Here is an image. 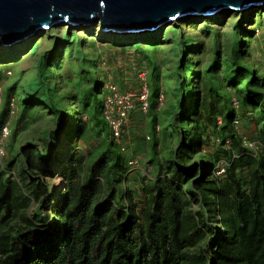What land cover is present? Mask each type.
Masks as SVG:
<instances>
[{
    "label": "trees",
    "instance_id": "16d2710c",
    "mask_svg": "<svg viewBox=\"0 0 264 264\" xmlns=\"http://www.w3.org/2000/svg\"><path fill=\"white\" fill-rule=\"evenodd\" d=\"M263 11L257 13L260 27H264ZM238 26L222 62L223 82L214 72L222 60L217 44L204 71L188 77L189 70L179 68L171 104L175 110L167 121L156 118L169 94L148 82L150 109L144 116H150L151 139L146 141L145 135L144 141L157 150L161 132L177 138L153 179L137 171L135 189L121 187L122 178L129 179L132 170L109 139L102 116L106 81L91 78L78 97L62 82V73H55L58 50L46 52L38 66L39 85L22 87L17 97L3 103L0 115L3 107L9 111L11 100L17 106L13 116L18 113L19 119L29 110L37 114L41 109L61 137L76 147L59 159L62 185L57 192L46 182L53 175L56 157L45 156L35 145L21 147L29 171L41 173L23 190L18 180L7 175L14 172L16 155L9 148L16 132L9 120L0 119V128L7 123L11 128L5 168H0V264H264V77L245 59L249 31L240 36ZM95 44L90 42L87 48ZM136 80L135 88H129V80L116 82L124 91H135ZM160 93L164 102L157 108ZM249 121L257 128L251 139L238 131ZM49 134L55 138L53 132ZM102 134L106 143L95 153L78 147L79 141ZM211 139L221 149L206 151ZM220 163L224 173L216 175ZM33 203L50 212L48 222L40 215H26ZM17 218L25 223L15 229Z\"/></svg>",
    "mask_w": 264,
    "mask_h": 264
},
{
    "label": "rangeland",
    "instance_id": "374dc122",
    "mask_svg": "<svg viewBox=\"0 0 264 264\" xmlns=\"http://www.w3.org/2000/svg\"><path fill=\"white\" fill-rule=\"evenodd\" d=\"M260 10H264V5L257 9L252 8L220 16L216 14L205 18L186 17L165 28H160L155 37L154 30L145 33L106 32L99 26L101 21L87 27L80 25L75 28L64 24L52 27L51 30L12 47L0 46V85L3 88L4 106L11 97H17L22 87L34 88L39 85L38 66L41 59L44 58L46 52L58 50L60 57L55 63V67H58L55 73H62V82L66 86L70 85L78 97L89 86L91 78H97L104 83L109 80L122 82L133 79L137 81L138 74L141 71H147L148 82L154 83L159 87L158 90L166 91L169 94L165 109L158 113L156 118L157 121H162L163 118L167 121L171 110H175L172 107L175 100L173 91L179 83V68L183 67L184 71L189 70L187 71L188 77L196 76L199 72L204 71L211 61L213 48L216 44L220 48L222 60L218 63V68L214 70L215 78L218 82L225 80L222 62L228 55L231 39H233L232 33L237 25H239L240 36H244L245 31H249V36L246 38L251 44L249 50L244 52L245 59L258 68L259 74L264 77V27L259 26L260 19L257 16ZM127 34L133 37L123 39ZM93 41L96 42L95 48H87V44ZM131 85L129 82L128 86ZM152 98L154 99V97ZM8 114L7 108L3 107L0 119L3 116L9 120L13 133L16 132L13 137L16 141H12L9 148L10 152L13 150L12 155H16L12 170L16 175L15 180L19 181L20 187L24 190V185L31 179L41 177L40 172L29 171L20 155L21 147L35 145L44 151L45 156L51 158L54 155L57 159L51 164L54 169L52 170L53 175L46 180L48 187L53 192H57L62 185L61 177L58 174L62 167V162L59 159L67 157L76 144H69L64 136L61 137L55 124L44 115L41 109L37 110V114H34L33 110H29L24 119H19L20 114L18 113L13 117ZM173 116L174 113L171 117ZM149 117V115L145 117L137 113L135 128L131 125V130H133V142L136 141L133 144L134 154L140 157L142 166L150 170L147 178L151 180L160 172L164 159L169 157L177 136L176 134L173 136L167 131L161 132L157 138V145H160L161 149L154 150L150 142L144 141V136L149 134ZM238 131L246 138L251 139L256 136L257 128L253 121H249L245 124L243 122ZM50 132L55 134L54 139L50 137ZM210 141L211 145L206 148V151L221 149V145H217L215 139ZM104 143L106 142L103 134L100 136L91 135L87 141H79L78 147L95 153L100 147L99 145ZM196 161L201 160L197 159ZM220 169H217L216 175ZM140 175L142 174L140 173ZM140 175L136 170H132L129 179L126 177L127 180H123L122 178V189L126 187L138 188ZM25 177L28 178L26 182L23 181ZM42 207L39 203H33L26 215L30 218L40 215L48 222L51 219V214ZM24 223L22 219L17 218L13 222V226L18 229Z\"/></svg>",
    "mask_w": 264,
    "mask_h": 264
},
{
    "label": "water",
    "instance_id": "95a60500",
    "mask_svg": "<svg viewBox=\"0 0 264 264\" xmlns=\"http://www.w3.org/2000/svg\"><path fill=\"white\" fill-rule=\"evenodd\" d=\"M262 5L264 0H0V46H14L64 24L87 27L101 21L106 32L138 33L186 17L231 14Z\"/></svg>",
    "mask_w": 264,
    "mask_h": 264
},
{
    "label": "built area",
    "instance_id": "2783aa9c",
    "mask_svg": "<svg viewBox=\"0 0 264 264\" xmlns=\"http://www.w3.org/2000/svg\"><path fill=\"white\" fill-rule=\"evenodd\" d=\"M138 88L135 91L122 90L120 85L109 80L105 83V97L103 101V119L108 127L109 139L114 142L121 153L126 157V165L130 170L139 171L143 176L148 177L150 170L142 166L140 157L133 154V137L130 132V116L133 112L139 111L143 115H147L150 109L149 85L147 71H141L138 74ZM164 102V95L160 93L158 97L157 108L161 107ZM4 103L3 88L0 85V111ZM237 105V102H235ZM9 114H16L17 106L13 100L9 103ZM239 120H234V125L238 128ZM11 135L10 125L7 123L0 128V168L4 170L5 159L7 158L8 141ZM146 141H150V135L145 136ZM248 146L256 149L255 143H248ZM218 175L224 173V167L220 165ZM12 179H16L14 172H7Z\"/></svg>",
    "mask_w": 264,
    "mask_h": 264
},
{
    "label": "crops",
    "instance_id": "0c3cea01",
    "mask_svg": "<svg viewBox=\"0 0 264 264\" xmlns=\"http://www.w3.org/2000/svg\"><path fill=\"white\" fill-rule=\"evenodd\" d=\"M129 82L130 83H132L133 85H131L129 88H135L134 87V80L132 79V80H129ZM128 83V82H127ZM123 85L126 87V84L125 83H123ZM137 113H139V114H141L138 110L137 111H135V112H133L132 114H131V116H130V123H131V125L133 126V128H135V121H136V115H137ZM142 115V114H141ZM132 132H133V130H131ZM134 138H135V136H134ZM137 140V139H136ZM134 143H136V141L134 142Z\"/></svg>",
    "mask_w": 264,
    "mask_h": 264
},
{
    "label": "bare ground",
    "instance_id": "6f19581e",
    "mask_svg": "<svg viewBox=\"0 0 264 264\" xmlns=\"http://www.w3.org/2000/svg\"><path fill=\"white\" fill-rule=\"evenodd\" d=\"M228 13V11H226V14ZM220 15H223V14H221V13H218L217 14V16H220ZM98 17V19H100L101 18V16L100 15H98L97 16ZM172 23H174V22H172ZM160 28H157V29H155L154 31H153V35H154V37H155V35L158 33V31H160L159 30ZM48 30H51V28H49ZM145 33V32H144ZM109 35V34H108ZM126 35V34H125ZM113 36V35H112ZM124 37V36H123ZM130 37H133V36H131V35H129V34H127V36L126 37H124L123 39H129ZM31 38V37H30ZM29 38V39H30ZM12 47V46H11Z\"/></svg>",
    "mask_w": 264,
    "mask_h": 264
}]
</instances>
